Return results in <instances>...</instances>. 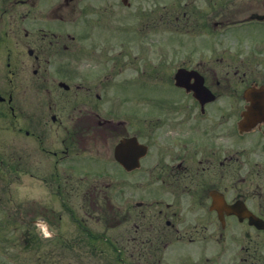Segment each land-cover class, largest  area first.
Wrapping results in <instances>:
<instances>
[{"label":"flooded vegetation","instance_id":"obj_1","mask_svg":"<svg viewBox=\"0 0 264 264\" xmlns=\"http://www.w3.org/2000/svg\"><path fill=\"white\" fill-rule=\"evenodd\" d=\"M6 131L31 135L55 180L105 181L81 210L107 212L102 196L130 224L114 264H264V0H0L1 147Z\"/></svg>","mask_w":264,"mask_h":264},{"label":"rangeland","instance_id":"obj_2","mask_svg":"<svg viewBox=\"0 0 264 264\" xmlns=\"http://www.w3.org/2000/svg\"><path fill=\"white\" fill-rule=\"evenodd\" d=\"M126 28L125 20L112 21L108 25L102 24L101 29H98L102 47L107 44L116 46L115 40L120 39L119 36ZM109 29L112 31H106ZM173 36H175L173 33L166 32L165 37L158 35L153 37L157 41L165 39L166 44H175L176 38ZM183 36L185 44L193 40L192 37ZM128 39L133 44L125 47L124 51L133 50V53L139 56L141 53L145 54L142 50L145 43L141 36ZM71 101L77 102L73 97ZM54 103L61 104L58 101ZM134 103L138 105V101ZM71 114L72 111L69 112V115ZM65 125L70 127L71 122L68 124L65 122ZM18 134L6 131L5 142L2 147L0 146V155L4 160L2 172L4 176L0 178V224L9 222L3 231L0 230V264H113L115 257L111 249L109 250L107 245L95 248L90 244L93 243L90 239L94 236H90L89 233L93 235L105 233L110 239L112 234L114 236L119 233L125 234L130 224L118 226L110 224L108 205L102 196L97 197L101 205L99 208L106 209L107 212L89 217L81 210L85 202L82 198L83 193L96 186L100 189L105 181L90 178L82 179L83 181L79 183L75 179L73 182L67 180L66 177L55 180L56 178L52 177L56 174L52 157L41 153L40 144L31 135L27 136L24 132ZM64 138V132L58 131L55 127L49 128L43 138L42 148L46 151L60 150ZM34 176L39 177L41 181L37 182ZM45 177L54 179L45 181L52 183V186L47 187L42 182ZM71 186L76 187L71 194L75 195L72 200L79 210L75 209L74 212L68 213L62 206V198L69 199L71 194L68 191ZM96 211L98 212L95 210L91 213L94 215ZM73 217L75 220L77 218L85 220L87 224H77ZM79 237H82V245H77L73 251L64 249L62 240L75 246L74 243ZM103 248L105 251L99 252Z\"/></svg>","mask_w":264,"mask_h":264}]
</instances>
